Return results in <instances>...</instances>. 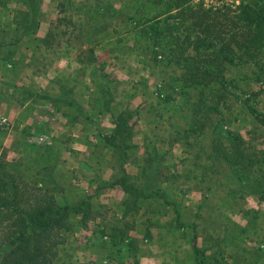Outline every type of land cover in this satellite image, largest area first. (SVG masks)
Wrapping results in <instances>:
<instances>
[{
    "label": "trees",
    "instance_id": "1",
    "mask_svg": "<svg viewBox=\"0 0 264 264\" xmlns=\"http://www.w3.org/2000/svg\"><path fill=\"white\" fill-rule=\"evenodd\" d=\"M11 1L25 4L27 9L21 7L12 11L7 5L9 1L0 0V71L6 77L0 84V103L6 100L8 105L15 104L22 110L28 102L42 98L60 110L69 108L72 118L84 116L91 121L94 118L89 113L92 116L111 113L114 128L108 132L99 131L96 140L87 139L86 143L94 147V154H97L94 157L98 162L106 159V167L112 168L113 174L110 180H105L96 173L95 178L89 181L93 186L90 191L73 196V188L72 194L68 195L61 180L56 178V174L59 175L56 165L59 158L53 152L54 142L42 147L45 152L41 153L37 146L22 140L25 145L23 151L28 158L12 161L7 158L4 145L6 132L0 127V264H56L66 246L67 235L76 228H88L89 223L97 219L103 223V229L113 244L129 243L132 231L151 237L153 228L160 225V218L168 215H171L170 225L181 235L186 228L192 229L198 264H220L222 261L218 255L206 256L207 249L197 244L196 228L183 219L181 198L184 193L179 187L186 179H195L196 176L187 178L188 173L185 178L181 176L180 167L187 157L175 161L173 147L185 145L184 154L193 155L195 171L204 164L200 162L203 155L210 160L220 157L233 171L244 174L252 186L251 191L263 199L264 175L251 177V173L258 166L264 168V149H259L240 133L223 131L220 128L223 120L219 119L218 124L212 117L211 109L217 111L218 102L209 108L211 104L206 106L207 97L196 103L191 122L178 126L176 117L182 115L179 110L182 108L175 102L174 94L180 91L190 95L192 89L216 85L225 90L227 63H235L236 58L258 65V70L253 72L254 78L264 83V2L245 0L236 10L223 11L222 8L195 4L193 0H151V11H155L151 15V12L141 11L142 5L137 6L132 1L125 9H116L112 0H80L83 4L79 6V0H57V21L48 36L40 38L37 33L43 0ZM7 15L11 17L6 18ZM114 18L130 22L123 25L125 34L146 27L154 44L153 51L151 49L154 60L157 55L164 56L163 63H175L183 70L168 86V91H164L163 84L155 91L158 102L172 111H168L169 115L167 110L158 111V121L166 122L172 130L166 137L159 138L156 127L151 128L153 135L146 138V153L143 154L139 153V146L133 140L136 131L132 122L134 118H141V107L132 110L121 102L115 103L117 84L95 52L103 44V39L117 38L113 34L118 29L113 25L114 31L107 33ZM69 30L70 39L74 37L78 43L79 38H84L81 42L87 44L83 62L99 64L91 112L84 110L75 99L73 87L62 74L54 78L56 92L18 83L27 59L23 55L26 50L32 54L29 66H35L36 71L44 73L51 57L46 55L47 52L54 47L53 53L58 55L60 51H56L62 48L63 37ZM82 74L76 78L78 81ZM209 125L212 128L207 129ZM208 132L213 135L211 152H205L199 141ZM130 165L136 167L134 173L129 172ZM110 189H120L124 193L123 198L101 202L100 196Z\"/></svg>",
    "mask_w": 264,
    "mask_h": 264
},
{
    "label": "rangeland",
    "instance_id": "2",
    "mask_svg": "<svg viewBox=\"0 0 264 264\" xmlns=\"http://www.w3.org/2000/svg\"><path fill=\"white\" fill-rule=\"evenodd\" d=\"M7 1L10 10L23 7L19 2ZM129 1L137 6L142 5L141 11L151 12V15L155 13L151 11L153 4L151 0H146L148 3L145 0ZM243 1L245 0H193L195 4L202 3L206 8L218 7L223 11L236 10ZM42 5L45 9L51 8L49 0H43ZM8 17L11 16L7 15L6 18ZM113 27L118 29V32L113 34L117 38L111 44L114 56L108 59L104 55V52L108 51L109 43L103 42L99 49L102 53L100 58L111 64L108 72L117 84L114 94L119 103L130 102V99L134 98L137 101L135 107L137 104L141 105L142 116L151 120L150 128L156 127L155 131L160 135L159 138L166 137L172 129L169 130L166 122L158 121L157 112L167 110L166 113L169 115L172 111L158 102L155 91L160 84H163L165 92L168 91V86L174 83L175 77L183 70L175 63L170 65L163 63L164 56L157 55L156 61L154 60L152 54L154 44L146 27L134 32L129 31L127 34L123 33L126 30L123 25ZM109 31L114 30L108 29L107 33ZM61 49L59 48V51ZM154 49L158 50L155 46ZM237 59L235 63H227L225 90L216 85L192 89L189 91L190 95H184L180 91L174 94L175 102L182 108L179 109L182 115L176 117L177 125H188L196 103L207 97L206 106L211 104L209 108L218 102V110L211 109L212 117L217 123L219 119L223 120L219 122L223 131L240 133L260 149H264V83L255 79L253 74L259 66L250 61L246 63ZM4 104V102L0 103V120L2 117H8L11 121L10 126L2 125L0 122V127L6 132L5 137H7L12 128L19 129V122L30 117L33 106L29 104L27 109L22 111L17 105L9 104L6 110H1ZM20 119L22 120L19 121ZM172 121L175 122L174 117ZM209 128L212 126L209 125L207 129ZM151 132L153 135V131ZM32 133L31 135L34 136ZM142 137L140 132L136 141H143ZM212 137L213 135L208 132L199 139L201 147L206 149L205 152H211ZM22 140L18 142L21 152L18 157H25L27 160L28 155L23 151L25 145ZM28 143L34 145L31 139ZM175 146L177 152L185 147L180 144ZM9 149L16 151L17 146L12 143ZM193 150H196V147ZM15 157V153L8 152L9 160L19 159ZM182 157L183 159L187 157V161L180 167L181 176L185 178L186 173H188L187 178L196 176L195 179H186L179 188H182L184 193L181 198L183 219L196 228L198 246L207 249V257L218 255L222 261L220 264H264V199L251 191L252 186L248 184L244 174L233 171L220 157L210 160L203 155L200 162L204 164H200L197 171L194 169L193 155L185 156L182 153ZM255 174L264 175V168L258 166L255 171L252 170L251 177ZM67 176L69 177L66 175L65 167L60 168L59 175L56 174V178L61 181ZM69 178H71L70 182H67L69 179L64 182L65 186L69 185L67 189L72 186L69 192L74 188L76 193L83 194L86 189L90 191L93 188L88 185L91 178L88 176L87 185L83 186L86 183L75 170ZM108 195L110 196L103 199L104 203L110 199L119 201L124 193L120 189H115ZM170 220L171 215L160 218V225L158 228H153L151 237L132 231V239L129 243L124 241L113 244L103 229V223L101 224L97 219L90 222L88 228H76L67 235L66 246L63 247L56 264H132L134 261L139 264H198L192 229L186 228L181 235L171 227ZM1 235L0 229V239Z\"/></svg>",
    "mask_w": 264,
    "mask_h": 264
},
{
    "label": "crops",
    "instance_id": "3",
    "mask_svg": "<svg viewBox=\"0 0 264 264\" xmlns=\"http://www.w3.org/2000/svg\"><path fill=\"white\" fill-rule=\"evenodd\" d=\"M78 1V0H77ZM80 1V0H79ZM86 1V0H82ZM113 6L116 9H125L127 4H130L131 1L129 0H112ZM50 3V9L46 8L42 5L41 7V23L40 28L38 30L37 36L40 38H46L50 32V29L57 21V18L59 16V10H58V2L57 0H49ZM83 3L78 2V6ZM24 9H27V6L24 4ZM16 9V8H15ZM15 9H11L12 11ZM18 9V8H17ZM113 23L110 22L112 29L113 26L117 25H128L130 22L127 19H124V21H121L120 18H114ZM3 21H6V18L3 19ZM67 23V20H66ZM79 23V22H77ZM133 23V22H132ZM71 30H69L68 34L63 37V46L62 49L59 52V49H57L56 53L59 52V55L53 53L55 50L54 47L50 49L49 52H47V56H51L47 63V71L46 72H38L36 71L37 68L34 66L32 68L29 66L28 61L31 57V52L23 54L25 56L26 62L22 68L21 74L18 77V83L19 84H32L37 89H47L49 92H56L55 84L53 83L54 78L60 74L67 77V82H69V85L72 86L73 90L75 91L74 96L75 99L82 104V108L84 110H92V102H93V95H94V89L95 85L97 83L98 78V71H99V64L98 62H83L85 56H86V49L87 44L82 43L81 41L84 40V38H79L77 43V39L74 37H69V33ZM115 41L114 37L105 38L103 39L104 43L108 45V51L104 52V55L106 58L111 59L114 55L111 44ZM68 41L73 42L72 44H69ZM103 43V44H104ZM102 45L98 46L95 50L96 56L99 57V60H101V63H105L106 67L105 69L108 71V67L111 65L110 63L107 64L105 60H102L100 56H102V53L100 52V49ZM46 52V51H45ZM22 55V54H21ZM61 62V63H60ZM100 63V62H99ZM34 70V73H33ZM37 72V73H36ZM84 73V75L82 74ZM82 74L81 80H77L76 78H80ZM3 80V81H2ZM6 80V77L1 73L0 71V84L2 85V82ZM119 102L117 99L115 101ZM5 104L1 107V110H6L8 106V102L6 100H2ZM1 102V103H2ZM133 102V103H131ZM135 102H137L134 98L130 99V102L127 103L122 102L127 107H130L132 110H135L136 107H141V105H136ZM29 104H32L33 108L31 111L30 117L26 118L25 120L21 121L20 119L19 129L12 128L10 132L8 133V136L5 138L4 145L7 149V153L10 151L11 153H15L16 159L19 158L20 149L18 146V142L20 139L25 140L26 142H29L30 138L32 137V134L35 135H45L48 134L52 136L54 146H53V152L58 156L59 160H57V170L60 171V168L65 167L66 175H69L71 177V173L73 170H75L77 173H80L82 176L84 182L83 186L87 185V177L89 178H95L97 175L96 173L100 174V177L105 180H110L111 176L113 174V169L110 167H106L107 162L106 159L102 162H98L97 158L94 157V147L92 145H89L86 143V140H96L97 134L99 131H105L108 132L109 130L113 129L114 124V117L111 113H105V114H99L98 116H92L91 113L89 115L94 118V121H91V119H86L84 116H79V118H72V114L69 111V108L65 107V109L60 110L58 107L54 105L49 100L45 99H34V101L28 102V104L22 109H27V106ZM134 105V107H133ZM71 114V115H70ZM140 119H133L132 122L134 123V132L136 131V135L134 134V142L138 144L139 146V153H146V148L144 146L145 140L148 136L151 135V131H153L151 126V120L146 119L142 114L140 115ZM11 121V119L9 118ZM137 120V123L135 124V121ZM89 124V125H88ZM146 127V128H145ZM140 132L142 133L143 141L137 142L136 137H139ZM15 144L17 146V150H10L9 147ZM37 146L39 150H42L41 153H44L42 147L45 145H39L37 143H34V147ZM177 146L173 147V154L175 156V161L179 162L180 158L182 157V153L184 154V148H181L180 151L177 152L176 149ZM259 149L260 147L257 146ZM45 150V149H44ZM13 151V152H12ZM106 152V150H105ZM38 153V152H37ZM36 153V154H37ZM11 156V155H10ZM36 156V155H35ZM40 156V154H39ZM15 160V159H13ZM89 164V165H87ZM87 165V168H86ZM89 166V167H88ZM128 170L131 173H134L136 170V167L133 165L128 166ZM87 172V175H85ZM84 173V174H83ZM67 176L66 179H63L60 183L61 185L67 189L69 186H65L64 182L65 180H68L67 182H70V179ZM90 182H88V185ZM70 187L67 189L69 190ZM115 189H110L106 191L104 194H102L99 198L101 202L104 203L103 199L108 195L110 192H112ZM87 191V189H86ZM109 192V193H108ZM68 195L72 194V192H67ZM79 193V192H78ZM76 192L73 193V195L78 194ZM81 194V193H79ZM107 194V195H106ZM106 195V196H105ZM123 198V197H122ZM110 201H113L110 199ZM110 201H106L105 203H109ZM120 201V200H119ZM166 217V216H165ZM100 220V219H99ZM172 227V226H171ZM173 228V227H172ZM174 229V228H173ZM175 230V229H174ZM153 231V230H152ZM176 231V230H175Z\"/></svg>",
    "mask_w": 264,
    "mask_h": 264
},
{
    "label": "built area",
    "instance_id": "4",
    "mask_svg": "<svg viewBox=\"0 0 264 264\" xmlns=\"http://www.w3.org/2000/svg\"><path fill=\"white\" fill-rule=\"evenodd\" d=\"M2 125L10 126V120L8 117H2L0 120ZM34 143H37L39 145H52L53 144V138L52 136L45 134V135H35L30 138Z\"/></svg>",
    "mask_w": 264,
    "mask_h": 264
}]
</instances>
